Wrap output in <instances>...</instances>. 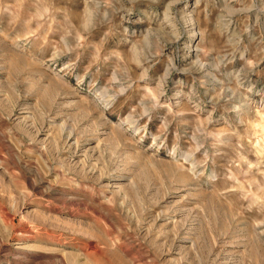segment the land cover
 <instances>
[{
  "label": "rangeland",
  "instance_id": "obj_1",
  "mask_svg": "<svg viewBox=\"0 0 264 264\" xmlns=\"http://www.w3.org/2000/svg\"><path fill=\"white\" fill-rule=\"evenodd\" d=\"M0 264H264V0H0Z\"/></svg>",
  "mask_w": 264,
  "mask_h": 264
}]
</instances>
